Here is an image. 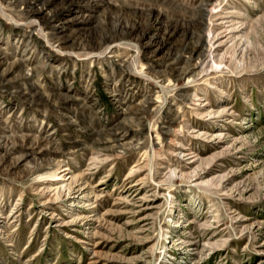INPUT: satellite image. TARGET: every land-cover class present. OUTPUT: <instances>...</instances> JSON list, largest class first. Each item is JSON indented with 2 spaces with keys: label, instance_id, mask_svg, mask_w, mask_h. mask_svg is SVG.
<instances>
[{
  "label": "rangeland",
  "instance_id": "rangeland-1",
  "mask_svg": "<svg viewBox=\"0 0 264 264\" xmlns=\"http://www.w3.org/2000/svg\"><path fill=\"white\" fill-rule=\"evenodd\" d=\"M0 264H264V0H0Z\"/></svg>",
  "mask_w": 264,
  "mask_h": 264
}]
</instances>
